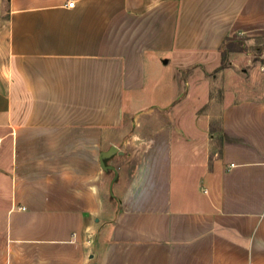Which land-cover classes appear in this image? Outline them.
Here are the masks:
<instances>
[{
    "label": "crops",
    "instance_id": "crops-1",
    "mask_svg": "<svg viewBox=\"0 0 264 264\" xmlns=\"http://www.w3.org/2000/svg\"><path fill=\"white\" fill-rule=\"evenodd\" d=\"M239 36L264 0H0V264H264V98L180 110Z\"/></svg>",
    "mask_w": 264,
    "mask_h": 264
},
{
    "label": "rangeland",
    "instance_id": "rangeland-1",
    "mask_svg": "<svg viewBox=\"0 0 264 264\" xmlns=\"http://www.w3.org/2000/svg\"><path fill=\"white\" fill-rule=\"evenodd\" d=\"M219 60L220 65L215 68L212 66L209 71L200 65L199 62L203 61L200 56H181V61L190 65L187 69L178 71L185 90L180 98L192 86L194 92L192 91L190 100L181 103L180 110L209 112L215 117L225 100L231 102L241 98H264V36L230 38L220 50ZM151 105L143 108L147 112L143 117L150 116L149 112L158 111ZM152 120L133 117L127 130L136 128L144 134L153 126Z\"/></svg>",
    "mask_w": 264,
    "mask_h": 264
},
{
    "label": "water",
    "instance_id": "water-1",
    "mask_svg": "<svg viewBox=\"0 0 264 264\" xmlns=\"http://www.w3.org/2000/svg\"><path fill=\"white\" fill-rule=\"evenodd\" d=\"M115 151H116V148L113 147V148H111L110 151H108V152H104L102 155H106V154H109V153H111V152H115Z\"/></svg>",
    "mask_w": 264,
    "mask_h": 264
},
{
    "label": "built area",
    "instance_id": "built-area-1",
    "mask_svg": "<svg viewBox=\"0 0 264 264\" xmlns=\"http://www.w3.org/2000/svg\"><path fill=\"white\" fill-rule=\"evenodd\" d=\"M73 5H74V2H73V1H69V2H67V6H68V7H73Z\"/></svg>",
    "mask_w": 264,
    "mask_h": 264
}]
</instances>
